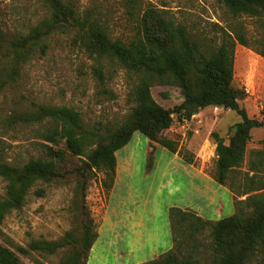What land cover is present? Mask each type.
<instances>
[{
	"label": "rangeland",
	"instance_id": "obj_1",
	"mask_svg": "<svg viewBox=\"0 0 264 264\" xmlns=\"http://www.w3.org/2000/svg\"><path fill=\"white\" fill-rule=\"evenodd\" d=\"M64 1L72 3L81 15L90 10L109 37L123 43L138 35L140 18L148 8L159 10L168 21L182 25L190 40L207 52L218 47L224 30L229 31L235 25L244 28L250 41L264 35V18L233 17L218 0ZM45 16L43 0H0L1 74L7 68L5 55L8 43L27 34ZM44 43L47 46L44 55H34L20 68L13 82L0 87V161L13 166H22L31 159H46V146H51L39 137L38 132L44 126L11 123L8 117L13 113L34 110L38 105L67 107L79 113L85 129L97 128L103 134L122 124L134 106L131 91L139 77L123 69L116 61L86 50L76 29L66 26L47 37ZM95 69L100 71L101 80ZM232 84L241 94L238 100L240 107L250 118L264 121V58L249 48L236 45ZM150 93L164 109H172L183 101L180 90L171 85L155 82ZM173 118L172 126L162 133L163 137L174 142L179 156L192 160L191 165L203 172L207 183L202 192L196 191V184L189 186L180 168H164L165 162L160 156L165 151L158 144L134 133L126 149L117 155L118 161L126 153L128 158L124 172L118 175L111 204L121 205L133 220L141 218L144 235L139 241L141 233L136 236L132 232L137 230L136 227L129 229L127 235L115 244L123 253L118 258L117 254L107 258L106 264L149 261L148 240L158 225L162 227L170 222L169 210L172 207L182 210L188 207L201 213L203 218L214 221L227 216L225 209L214 212L218 200L227 209V195L222 190L216 193L208 187V180H213L216 160L211 134L216 133L227 143L232 126L240 120L239 116L230 110L207 107L199 110L189 121L179 123L175 116ZM262 139L264 128L251 131L243 166L222 188L231 192L232 184V192L240 191V174L246 171L249 152L260 149ZM58 148H64L63 142ZM149 158L150 168L147 167ZM82 160L83 157L67 152L62 161H55L57 177L49 183H37L22 208L12 211L0 225L1 245L16 251L17 246L27 248L33 240L58 241L67 232L78 234L87 219L92 220L94 230H97L105 206L106 192L101 185L104 176L88 170ZM161 173L173 182L170 185L166 183L161 192H157L156 184ZM175 185L179 186V192L174 190ZM4 190L5 182L0 179V197ZM233 196L234 214L241 209L244 216L250 215L249 207L235 204V201H244L246 197ZM212 199L215 202L213 207L209 205ZM116 213L120 215L119 211ZM102 238L103 232L94 248L102 245ZM133 238L137 241L131 247ZM130 247L133 250H129ZM69 249L65 248L51 257L30 252L28 256H19L20 264H58ZM184 257L198 264H210L214 254L209 229L186 234L179 248V258ZM90 264H96L95 259L92 258ZM249 264L258 263L252 260Z\"/></svg>",
	"mask_w": 264,
	"mask_h": 264
},
{
	"label": "trees",
	"instance_id": "obj_2",
	"mask_svg": "<svg viewBox=\"0 0 264 264\" xmlns=\"http://www.w3.org/2000/svg\"><path fill=\"white\" fill-rule=\"evenodd\" d=\"M218 1L233 17L264 18V0ZM43 2L46 16L27 34L8 43L7 68L2 70L4 74L0 73V80L7 79L1 80L0 87L13 82L20 68L34 55H44L47 37L68 26L77 30L86 50L116 61L139 77L131 91L134 106L122 124L103 134L97 128L85 129L79 113L67 107L38 105L34 110L10 115L8 121L14 124L44 126L38 132L39 137L51 146H46V159H31L22 166L0 161V179L5 182L4 195L0 197V225L12 211L22 208L37 183H49L57 177L55 161H62L67 152L83 157L82 164L88 170L102 173L101 185L108 192L115 177V153L130 142L134 133L177 153L174 142L162 135L172 126L173 116L182 123L207 107L230 110L240 118L232 126L227 143L216 133L211 134L216 157L213 180L225 186L230 176L243 166L251 131L264 128V121L250 118L238 103L241 94L232 84L234 49L240 45L264 58V35L250 41L244 28L235 25L229 31L224 30L219 46L207 52L190 40L182 25L173 24L159 10L148 8L140 18L138 35L123 43L112 40L90 10L81 15L68 1ZM95 74L101 80L100 71L95 69ZM155 82L178 88L183 101L172 109L162 108L150 93ZM61 142L64 148H58ZM260 145V149L249 152L246 171L240 174V191L232 192L230 184L234 195L246 197L235 204L249 207L250 215L244 216L239 209L229 217L210 221L194 211L172 207L169 221L173 246L144 264H198L187 257L179 258V248L187 233L203 229H209L212 239L214 258L210 264H249L252 260L264 264V139ZM182 159L192 162L186 156ZM147 167H151L150 158ZM96 238L93 222L87 219L78 234L67 232L58 241L33 240L27 248L17 246L16 251L0 244V264H20L19 256H28L30 252L51 257L65 248H70L69 252L58 264H87Z\"/></svg>",
	"mask_w": 264,
	"mask_h": 264
},
{
	"label": "crops",
	"instance_id": "obj_3",
	"mask_svg": "<svg viewBox=\"0 0 264 264\" xmlns=\"http://www.w3.org/2000/svg\"><path fill=\"white\" fill-rule=\"evenodd\" d=\"M149 141V140H148ZM150 145V144H149ZM127 145L125 147H123L122 149H120L121 151H124V149H126ZM162 151H165L164 153L161 154L160 157L163 158L165 165L164 168H172L173 166H176L177 168H180V170L182 171V173L184 174L183 176L187 177L188 179V185L192 186L193 184L195 185V190L196 191H203V186L207 183L205 182V175L203 174V172L201 170H197V168H194L191 164L185 162L181 156H179L178 153H171L168 150L162 148ZM117 151L115 153V159H116V166H115V177H114V181H113V186L110 189V191L105 193V206H104V210H103V214L101 217V222L96 230L97 233V238L94 242V244L92 245L90 251H89V255L87 258V264H90V260L93 258L95 259V263L96 264H106L107 258L109 257H114L115 254L116 258L119 257L120 253L122 254L123 252L119 251L115 244L117 241L122 240V238L127 235V232L129 229L136 227L137 230L134 229L133 235H138L139 233H141L139 241H141V236L144 235V231L143 229L141 230L142 227V219H131L130 217V213L128 212H124L121 208V205H118L117 203L111 204V198L113 195V191L119 181V177L118 175L121 172H124L125 167H126V162H127V155L128 153H126L124 155V158L121 159L120 161H118L117 155L118 152ZM149 151V149H148ZM190 170V172H189ZM192 172V173H191ZM208 187H211L215 190L216 193L220 192L221 190L223 191V193H225L227 195V201L228 204L227 205V209L226 207H224L225 205H223L221 203V201H217L215 204V208H214V212H218L223 211L224 209L226 210V217H229L231 215L234 214V199H233V194L222 188L221 185L217 184L216 182H214L213 180H208ZM173 181L170 179H165L164 178V174L161 173L160 178L156 184V188H157V192H161V189L164 188L165 184H171ZM198 187L200 188V190L198 189ZM174 190L179 192V186L175 185ZM172 191V190H171ZM170 191V192H171ZM214 200H210V206L213 207L214 206ZM184 210H191L194 211L197 216L203 218L201 216V213H199L196 210L193 209H189L188 207H184ZM181 209V208H180ZM119 211L120 215H118L116 212ZM124 212V213H123ZM225 217V218H226ZM205 219V218H203ZM205 220H210V219H205ZM134 221V222H133ZM210 221H214V220H210ZM124 222H127L126 225L124 224ZM131 225H133L131 227ZM126 226H128L127 230L125 229ZM159 228H162L161 230ZM103 232V243L102 245L100 244L99 247L94 248L96 243H98V240L101 237V233ZM150 232V231H149ZM151 238L148 240L149 244L148 245V253L151 256L149 261H152L154 259H157L158 257H160L161 255L165 254L166 252H168L169 250H171L173 243H172V234H171V228H170V222L165 223L162 227L153 230L152 234H151ZM136 240V238H133L130 240L131 242V247L133 246V242ZM137 241V240H136ZM107 242V243H106ZM130 247L129 250H133ZM143 247V246H141ZM115 248V250L113 249ZM140 248V247H139ZM131 252V251H129ZM146 261V262H149ZM145 261H139V263L137 264H144L146 263Z\"/></svg>",
	"mask_w": 264,
	"mask_h": 264
},
{
	"label": "built area",
	"instance_id": "obj_4",
	"mask_svg": "<svg viewBox=\"0 0 264 264\" xmlns=\"http://www.w3.org/2000/svg\"><path fill=\"white\" fill-rule=\"evenodd\" d=\"M245 91H246V92H248V90H247V89H245Z\"/></svg>",
	"mask_w": 264,
	"mask_h": 264
}]
</instances>
